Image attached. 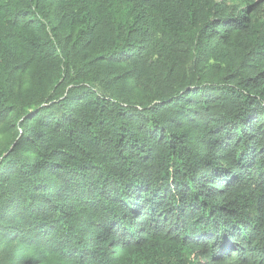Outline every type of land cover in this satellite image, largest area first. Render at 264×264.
I'll return each instance as SVG.
<instances>
[{
  "label": "trees",
  "instance_id": "16d2710c",
  "mask_svg": "<svg viewBox=\"0 0 264 264\" xmlns=\"http://www.w3.org/2000/svg\"><path fill=\"white\" fill-rule=\"evenodd\" d=\"M0 264H264V0H0Z\"/></svg>",
  "mask_w": 264,
  "mask_h": 264
}]
</instances>
